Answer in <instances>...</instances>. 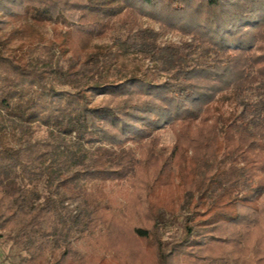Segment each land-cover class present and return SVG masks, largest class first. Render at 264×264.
I'll return each mask as SVG.
<instances>
[{
	"label": "trees",
	"instance_id": "obj_1",
	"mask_svg": "<svg viewBox=\"0 0 264 264\" xmlns=\"http://www.w3.org/2000/svg\"><path fill=\"white\" fill-rule=\"evenodd\" d=\"M144 17L191 40L160 42ZM10 20L0 243L12 264H264V0H0V27ZM107 183L133 189L121 208Z\"/></svg>",
	"mask_w": 264,
	"mask_h": 264
},
{
	"label": "rangeland",
	"instance_id": "obj_2",
	"mask_svg": "<svg viewBox=\"0 0 264 264\" xmlns=\"http://www.w3.org/2000/svg\"><path fill=\"white\" fill-rule=\"evenodd\" d=\"M140 22L144 25V27H149V28H154L157 32L161 33L160 35V42H172V43H180L183 39L185 40H191L190 36H184L182 34V32L180 31H176V32H170V33H163L161 31V24L157 21V20H153L151 18L148 17H144L140 19ZM14 23L13 21H9V23L7 24V26H5L4 28H2V26L0 28V33H6L9 32L13 27H14ZM51 27L48 26L45 29H43V31H45L46 33H51ZM161 31V32H160ZM50 35V34H49ZM108 42V38L101 40L100 42ZM103 98L100 97L97 99V102H100ZM161 134V138H162V146L164 147V149H166V152L170 151L171 146L174 143L175 140V136L174 133L166 128L161 130L160 132ZM105 192L107 193L108 199L111 201V203L113 204V206H115L116 208H121L122 206L125 205L128 197L130 196V194L133 192V189H131L130 185L128 183H107L105 185ZM172 193L171 190L168 191H160V193H158L160 196L164 197L166 195H170ZM180 235V228L179 225H172L168 228L166 236H165V241H171L173 239L178 238ZM121 244L123 243L122 240H120ZM1 244V243H0ZM2 246L4 244H1ZM6 246H10V249L12 252H14V255H10L11 258H17V251L14 250V248L10 245V244H6ZM88 259H92L94 257H92L93 255H85ZM97 257V255H94ZM136 255H127V257H130V264L131 262V257H133ZM144 256V260L147 264H151V261L153 260L152 255H143ZM112 255H106V261L108 262V264H115L116 262L114 261V259H112Z\"/></svg>",
	"mask_w": 264,
	"mask_h": 264
},
{
	"label": "crops",
	"instance_id": "obj_3",
	"mask_svg": "<svg viewBox=\"0 0 264 264\" xmlns=\"http://www.w3.org/2000/svg\"><path fill=\"white\" fill-rule=\"evenodd\" d=\"M15 253L11 251L10 246L0 244V264H12V258L10 255Z\"/></svg>",
	"mask_w": 264,
	"mask_h": 264
}]
</instances>
